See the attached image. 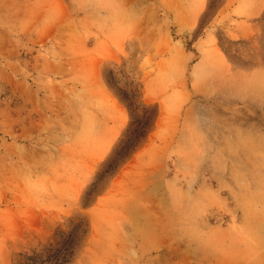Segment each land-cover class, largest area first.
<instances>
[{
    "label": "rangeland",
    "instance_id": "374dc122",
    "mask_svg": "<svg viewBox=\"0 0 264 264\" xmlns=\"http://www.w3.org/2000/svg\"><path fill=\"white\" fill-rule=\"evenodd\" d=\"M0 264H264V0H0Z\"/></svg>",
    "mask_w": 264,
    "mask_h": 264
},
{
    "label": "trees",
    "instance_id": "16d2710c",
    "mask_svg": "<svg viewBox=\"0 0 264 264\" xmlns=\"http://www.w3.org/2000/svg\"><path fill=\"white\" fill-rule=\"evenodd\" d=\"M131 140H132V139H130V138L125 140V142H124L125 145H124V147H123V151L127 150V149L130 147Z\"/></svg>",
    "mask_w": 264,
    "mask_h": 264
}]
</instances>
